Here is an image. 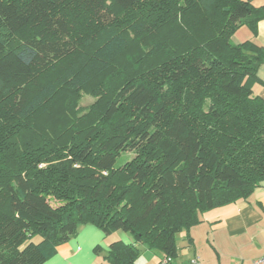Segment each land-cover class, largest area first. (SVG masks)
I'll list each match as a JSON object with an SVG mask.
<instances>
[{
  "label": "trees",
  "instance_id": "trees-1",
  "mask_svg": "<svg viewBox=\"0 0 264 264\" xmlns=\"http://www.w3.org/2000/svg\"><path fill=\"white\" fill-rule=\"evenodd\" d=\"M252 2L0 0V264H43L84 224L132 237L108 264L173 258L201 212L251 194L264 48L232 36L256 35Z\"/></svg>",
  "mask_w": 264,
  "mask_h": 264
},
{
  "label": "crops",
  "instance_id": "crops-1",
  "mask_svg": "<svg viewBox=\"0 0 264 264\" xmlns=\"http://www.w3.org/2000/svg\"><path fill=\"white\" fill-rule=\"evenodd\" d=\"M259 7L264 8V2ZM240 35L237 36V32ZM232 36L234 43L251 38L264 48V19L257 23V33L241 27ZM243 38V39H242ZM254 94L264 99V63L256 71ZM132 243V237L116 231L104 233L92 224H84L77 233L56 247V253L43 264H108L105 251L111 240ZM173 264H189L196 256L201 264H252L264 255V180L245 199L215 206L200 213L199 221L175 235ZM99 245L100 253L94 251ZM140 254L135 264H159L162 253L138 244Z\"/></svg>",
  "mask_w": 264,
  "mask_h": 264
},
{
  "label": "rangeland",
  "instance_id": "rangeland-1",
  "mask_svg": "<svg viewBox=\"0 0 264 264\" xmlns=\"http://www.w3.org/2000/svg\"><path fill=\"white\" fill-rule=\"evenodd\" d=\"M262 2H264V0H253V5H255L256 7H259V5H261L262 4ZM239 30V29H238ZM237 30V31H238ZM236 31V32H237ZM240 30L237 32V36H241L240 35ZM241 37H243V36H241ZM243 39V38H242ZM95 97L92 95V94H90V93H86V92H82L81 93V95H80V97H79V100H78V102H77V105H78V111H79V113L80 114H82L83 112H85V111H87L88 110V108L90 107V105L95 101ZM132 155H133V153H131V152H126V153H124V154H122V158H131L132 157ZM118 163H119V161H118ZM49 202H50V204L52 205V206H55L56 204H57V202L54 200V199H49ZM39 238L38 237H36V238H34V240L35 241H37ZM115 240V239H114ZM112 241V240H111Z\"/></svg>",
  "mask_w": 264,
  "mask_h": 264
},
{
  "label": "built area",
  "instance_id": "built-area-1",
  "mask_svg": "<svg viewBox=\"0 0 264 264\" xmlns=\"http://www.w3.org/2000/svg\"><path fill=\"white\" fill-rule=\"evenodd\" d=\"M159 264H173V258L170 257V256L164 255L160 259ZM189 264H201V263H200L198 257L194 256L190 260ZM252 264H264V255H262L261 257H259L257 259H255Z\"/></svg>",
  "mask_w": 264,
  "mask_h": 264
}]
</instances>
